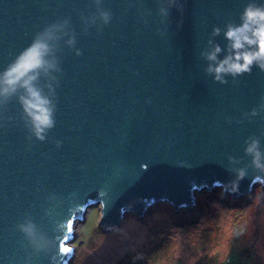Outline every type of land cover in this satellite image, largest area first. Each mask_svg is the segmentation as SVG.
Segmentation results:
<instances>
[{
	"label": "water",
	"instance_id": "1",
	"mask_svg": "<svg viewBox=\"0 0 264 264\" xmlns=\"http://www.w3.org/2000/svg\"><path fill=\"white\" fill-rule=\"evenodd\" d=\"M181 2L182 13L173 7L162 20L157 0H102L111 22L84 33L80 18L95 14L92 0H0V70L37 31L66 17L82 53L61 46L56 124L44 142L28 139L15 98L0 109V264H69L74 224L95 205L106 233L126 212L143 223L158 201L177 210L205 189L236 198L264 186V174L247 167L238 191L223 189L234 178L228 155L240 159L234 167L249 165V136L264 150V111L243 115L261 103L264 72L254 66L221 85L199 55L214 26L225 48L224 27L239 23L249 0ZM25 215L55 236L47 251H34L16 229Z\"/></svg>",
	"mask_w": 264,
	"mask_h": 264
},
{
	"label": "clouds",
	"instance_id": "2",
	"mask_svg": "<svg viewBox=\"0 0 264 264\" xmlns=\"http://www.w3.org/2000/svg\"><path fill=\"white\" fill-rule=\"evenodd\" d=\"M157 2L161 5L158 14L162 20L169 17L173 7L178 12H183L181 0ZM92 4L96 5L95 14L92 17L80 18L84 33L93 25H96L99 31L112 20L111 11L101 7L102 0H92ZM221 31L220 27L214 26L205 50L199 53L206 61V67L203 69L205 75H210L213 82L224 85L228 83L227 77L235 81L239 76L250 74L254 66L264 72V3L249 0L239 15V23L228 22L225 25L223 36L227 44L223 50L214 40ZM158 34L163 36L164 32L158 30ZM62 45L72 50L76 56L82 54L76 47V34L71 29L70 19L67 17L46 24L37 31L28 46L20 50L14 59L0 70V109L6 110L8 103L15 98L21 109L20 119L30 133L28 139L34 137L36 141L44 142L49 131L55 127L56 88L62 75L59 55ZM222 51L223 58H219ZM261 111H264V96L261 97L258 108H253L243 115L245 118L255 117ZM231 122L228 120V123ZM55 144L59 148L61 141L56 140ZM244 145V154L250 157V164L234 167L240 163V159L227 156L229 165L233 166L230 171L234 173V178L224 183L225 191H238L239 181L245 178L247 167L264 174V150H261L260 138L249 136ZM15 227L36 252L47 251L55 244V236L50 239L27 215L23 222L17 223ZM50 260L54 261L55 257H50Z\"/></svg>",
	"mask_w": 264,
	"mask_h": 264
},
{
	"label": "rangeland",
	"instance_id": "3",
	"mask_svg": "<svg viewBox=\"0 0 264 264\" xmlns=\"http://www.w3.org/2000/svg\"><path fill=\"white\" fill-rule=\"evenodd\" d=\"M223 196L219 187L205 189L177 210L158 201L143 223L126 212L106 233L95 205L73 227L69 264H264V186Z\"/></svg>",
	"mask_w": 264,
	"mask_h": 264
},
{
	"label": "snow or ice",
	"instance_id": "4",
	"mask_svg": "<svg viewBox=\"0 0 264 264\" xmlns=\"http://www.w3.org/2000/svg\"><path fill=\"white\" fill-rule=\"evenodd\" d=\"M72 227H73V221L70 219V220L67 222V231H68L69 233H71V231H72ZM64 239L67 240V239H68V236H65ZM60 251L63 252V253H68V252L71 251V249L68 248V247H66V246L64 245V243H61V244H60Z\"/></svg>",
	"mask_w": 264,
	"mask_h": 264
},
{
	"label": "bare ground",
	"instance_id": "5",
	"mask_svg": "<svg viewBox=\"0 0 264 264\" xmlns=\"http://www.w3.org/2000/svg\"><path fill=\"white\" fill-rule=\"evenodd\" d=\"M88 211H89V209H88ZM86 213H87V211H86ZM84 219H85V215H84L83 220H84ZM83 220H77L76 222H82ZM76 222H75V223H76ZM74 225H75V224H74ZM75 233H76V231L73 232V234H75ZM110 250H111V249H110Z\"/></svg>",
	"mask_w": 264,
	"mask_h": 264
},
{
	"label": "trees",
	"instance_id": "6",
	"mask_svg": "<svg viewBox=\"0 0 264 264\" xmlns=\"http://www.w3.org/2000/svg\"><path fill=\"white\" fill-rule=\"evenodd\" d=\"M218 190H215V192H217Z\"/></svg>",
	"mask_w": 264,
	"mask_h": 264
}]
</instances>
